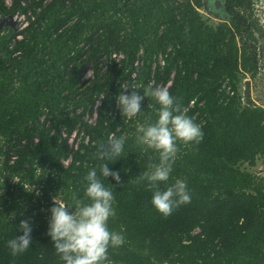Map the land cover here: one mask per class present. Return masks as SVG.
<instances>
[{
	"label": "trees",
	"instance_id": "trees-1",
	"mask_svg": "<svg viewBox=\"0 0 264 264\" xmlns=\"http://www.w3.org/2000/svg\"><path fill=\"white\" fill-rule=\"evenodd\" d=\"M20 1L0 0V18L32 16L18 32L0 30V264H63L46 234L51 198H83V177L103 162L96 145L111 131L126 137L125 156L108 164L121 181L101 178L115 197L108 226L125 242L108 249L107 264H264V175L240 167L264 154V107L239 93V72L257 68L253 0H225L215 26L199 12L205 0ZM120 85L167 88L201 126L199 143L178 142L167 181L186 180L190 202L166 217L139 179L158 154L135 143L158 105L145 98L141 113L123 118ZM26 218L32 243L13 256L7 241Z\"/></svg>",
	"mask_w": 264,
	"mask_h": 264
},
{
	"label": "clouds",
	"instance_id": "clouds-1",
	"mask_svg": "<svg viewBox=\"0 0 264 264\" xmlns=\"http://www.w3.org/2000/svg\"><path fill=\"white\" fill-rule=\"evenodd\" d=\"M120 88L122 91L114 101L123 118L131 119L141 113L145 98L151 97L158 105L154 121L137 124L135 143L158 154V162L150 164L139 179L152 190L153 208L166 217L177 206L190 202L186 180L177 178L171 184L167 181L177 159L178 142L199 143L203 139L201 126L182 111L178 98L165 87H145L143 92L135 85H120ZM103 98L97 99V106ZM125 143L126 137L116 131L97 143L95 155L103 162L99 174L97 168L92 167L83 177V198L73 193L69 204L57 195L52 196L46 234L63 264H107L108 249L125 242L122 232L108 226L109 218L116 214L115 197L112 188L104 183L108 177L120 183V171L109 168L108 164L125 156ZM161 183H164L163 188ZM28 191H33L32 185ZM35 194L39 195L38 189ZM18 229L21 234L7 241L13 256L25 252L32 243L30 219H21Z\"/></svg>",
	"mask_w": 264,
	"mask_h": 264
},
{
	"label": "rangeland",
	"instance_id": "rangeland-1",
	"mask_svg": "<svg viewBox=\"0 0 264 264\" xmlns=\"http://www.w3.org/2000/svg\"><path fill=\"white\" fill-rule=\"evenodd\" d=\"M214 1L205 0L203 6L199 9L205 22L211 26L224 21V18L227 16V11H225L224 7L222 10H216ZM253 4V12L259 20L260 27L254 33V39L250 42L249 48L255 47L257 68L254 73L239 72V93L244 103L264 107V0H253ZM236 42L238 46H241L246 44V39L238 36L236 37ZM2 147L3 149L5 148V146ZM3 149L1 148V150ZM2 159L3 156L0 154V163ZM240 167L258 171L260 175H264V154L256 158L253 167L248 166L246 163H240Z\"/></svg>",
	"mask_w": 264,
	"mask_h": 264
},
{
	"label": "built area",
	"instance_id": "built-area-1",
	"mask_svg": "<svg viewBox=\"0 0 264 264\" xmlns=\"http://www.w3.org/2000/svg\"><path fill=\"white\" fill-rule=\"evenodd\" d=\"M3 2H4V4H5L6 6H10V4H11V0H3ZM25 3L27 4V3H29V1H28V0H21V1H20V4H21V5H24ZM27 15L31 16L29 10L27 11L26 14L23 13V12H21V11H19V10H17V11L12 15V19H13L14 22H15V25H14V28H13V29H14L16 32L20 31L21 29H23V28L28 24ZM1 18H2V17H1ZM1 18H0V19H1ZM31 18H32V16H31ZM18 25H19V26H18ZM15 37H16L17 39H19V38H21V34H17Z\"/></svg>",
	"mask_w": 264,
	"mask_h": 264
},
{
	"label": "water",
	"instance_id": "water-1",
	"mask_svg": "<svg viewBox=\"0 0 264 264\" xmlns=\"http://www.w3.org/2000/svg\"><path fill=\"white\" fill-rule=\"evenodd\" d=\"M15 22L12 19V15H6L0 19V30H2L5 26L14 28Z\"/></svg>",
	"mask_w": 264,
	"mask_h": 264
},
{
	"label": "flooded vegetation",
	"instance_id": "flooded-vegetation-1",
	"mask_svg": "<svg viewBox=\"0 0 264 264\" xmlns=\"http://www.w3.org/2000/svg\"><path fill=\"white\" fill-rule=\"evenodd\" d=\"M214 4L216 10H222V8L224 7L225 11H227L225 7V0H215Z\"/></svg>",
	"mask_w": 264,
	"mask_h": 264
}]
</instances>
